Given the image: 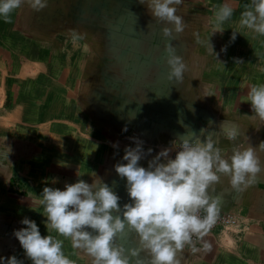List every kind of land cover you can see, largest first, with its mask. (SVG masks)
Returning <instances> with one entry per match:
<instances>
[{"label":"crops","instance_id":"1","mask_svg":"<svg viewBox=\"0 0 264 264\" xmlns=\"http://www.w3.org/2000/svg\"><path fill=\"white\" fill-rule=\"evenodd\" d=\"M250 2L182 0L176 14L182 17L184 31L170 42L177 55L179 45L185 46L182 54L187 71L182 81L171 80L176 89L162 97L161 85L151 82L150 86L157 88H149L151 95L132 97V92L143 90L138 85H145L144 79H139L146 70L144 58L160 56L163 41L157 36L150 39L138 32L129 33V22L122 24L118 32L125 34L118 38L120 52L116 53L125 60L128 55L127 61L135 66L132 75L127 74L129 78L121 79L118 99H110L108 83L102 82L97 88L88 81L97 63L96 59L89 62L95 51L89 43L95 44V40L76 31L75 17L63 15L76 7L75 0L74 5L68 4L69 0H47V9L32 12L26 0L24 10L28 13L16 19L13 29L0 39V90L4 92L0 107L9 101L7 109L0 112V150L11 149L7 159L0 151V182L20 184L17 192L0 189V257L16 255L24 264H31L13 232L24 227L20 221L28 217L36 221L42 235L49 234L39 204V194L46 186L63 190L66 183L78 179L92 183L100 177L120 197L121 208L129 203L126 178L119 177L114 165L122 161L126 146L135 147L133 137L143 141L145 152L153 149L140 162L144 167L181 135L201 141L211 136L225 156L236 146L258 148L264 142V121L247 102L250 86L264 84V36L239 26L243 5ZM224 3L234 9L233 17L224 23L222 33H213L215 6ZM145 4L148 6L147 0H143ZM56 6L63 11L57 13L61 17L48 20L47 12L55 11ZM137 22L139 29L142 23ZM233 31L239 33L230 43ZM209 39L219 53L218 61L208 54ZM84 42H88V50ZM225 45L227 51L221 52ZM234 58L243 63L236 64ZM26 63L32 66V72L23 69ZM149 74L159 75L157 70ZM117 106L124 110L112 115L111 108ZM209 106L215 109L212 117ZM227 129L237 133L234 140L228 139ZM117 142L118 148H114ZM257 155L264 162V152L257 151ZM210 195L219 198V210L237 217V224L204 237L211 251L193 254L185 248L181 264H264V171L242 192L235 191L224 176ZM58 238L64 241L63 251L69 259L76 264H92L91 257L72 248L70 239ZM115 242L126 250L139 247L138 238L127 226ZM139 258L149 264L146 253L141 252Z\"/></svg>","mask_w":264,"mask_h":264},{"label":"clouds","instance_id":"2","mask_svg":"<svg viewBox=\"0 0 264 264\" xmlns=\"http://www.w3.org/2000/svg\"><path fill=\"white\" fill-rule=\"evenodd\" d=\"M147 2L157 21L174 25L163 28L164 37L171 40L173 32L184 31L182 17L176 14L182 0ZM22 3L24 0H0V19L11 23L10 14ZM27 3L36 11L47 6V0H27ZM215 7L213 33H222L224 23L231 20L234 9L228 3ZM243 9L239 26L264 36V0H251L243 5ZM237 33L232 32L230 43L235 41ZM207 50L218 61L219 53L214 51L210 39ZM220 51L226 52L227 45ZM165 52L170 66L168 79L182 81L187 71L183 58L176 54L171 42L165 45ZM234 60L236 64L243 63L239 58ZM247 102L264 121V84L250 86ZM225 131L228 139L236 138L234 130ZM131 139L135 147L126 146L122 161L114 165L119 177L126 178L130 202L121 208L120 197L100 177H95L92 183L83 179L66 183L63 190L44 187L39 194V204L43 207L49 234L42 235L36 221L28 217L20 221L24 227L13 232L24 257L31 264H76L65 255L64 241L58 237L70 239L72 248L86 253L92 258V264H145L139 258L141 252L147 254L149 264H181L185 248L193 254L211 251V245L204 237L218 217L219 198L210 195V190L214 191L215 185L226 176L231 187L242 192L254 182L257 174L264 171V162L257 155V151L264 152V142L258 148L236 146L225 156L211 136L201 141L198 137L190 140L181 135L149 159L144 167L140 162L153 149L145 152L143 141ZM112 146L118 148V142ZM0 151L7 159L11 149L6 147V151ZM126 226L138 238V248L126 250L115 242ZM53 232L55 235L51 234ZM0 264H24V260L12 255L0 257Z\"/></svg>","mask_w":264,"mask_h":264},{"label":"rangeland","instance_id":"3","mask_svg":"<svg viewBox=\"0 0 264 264\" xmlns=\"http://www.w3.org/2000/svg\"><path fill=\"white\" fill-rule=\"evenodd\" d=\"M71 2L73 4V0H69L68 4H71ZM25 4H26V0H24V3H22V5L18 9L14 10L10 14L12 21L11 23H5L3 19H0V39H2L4 35H8L7 32L9 31V29L11 28L13 29L12 25L14 24V21H16V19L18 20L24 18V15L28 13V11L26 12V10H24L26 7ZM75 4L76 7L74 6V8L71 7L70 9H67L65 11V14L63 15L70 16L69 18L75 17L73 19L76 20V31L82 32L84 36L90 38L92 41L95 40L96 42L95 44L89 43L90 45H94L95 47L94 49L95 51L90 54L89 62L93 63L95 59L97 62L95 71H93L91 74V77L94 79H91V77L88 78L89 82L95 84L96 87L98 86L97 88H101L102 82L104 84L108 83L107 92L108 95L112 97L110 99H118L117 95L119 94V92L117 91L121 79L129 78L130 75L127 74H131L133 67L135 66L134 64L131 63L130 60L127 61L128 55H126V60H125V58H123L120 53H118V55L116 53L117 51H119L117 43H119L118 41L120 40H118V38L121 35L125 34V32L124 33L118 32V30L122 28V24L125 25L127 24V22H129L130 27L127 28V32L129 33L138 32L139 34L147 35L148 37H150V39H152L154 36L155 37L157 36L159 40L163 41V43H160L161 47H164L162 48L163 51L160 54V56H158L157 54L156 57L153 58L152 56L147 55L144 58L145 61L144 67L146 68V70L144 76L143 77L140 76L139 79L140 80L144 79L143 81L145 85L142 86L139 84L138 88L142 87L143 90L141 92L140 90L139 91L137 90L136 93L132 92L133 93L132 97L134 96V94L138 95L139 93H141V96L147 97L148 94H150V89L154 88L150 86L151 83L161 85L159 89L161 90L160 94L162 93V95L159 97H162L165 94V92L171 93L173 92L174 89H176L177 86L173 85L171 81L168 79V75H169L168 72L165 73L167 68L170 67L167 64V54L165 52V45L169 43L172 39L169 40V38L164 37L162 31L164 27L173 28L174 27L173 24L157 21V19L153 16L149 7L146 4L142 5V1L141 3L139 2L137 4V0H75ZM58 8L60 7L56 6L55 11L52 12L51 10L50 12H47L48 15L46 14L45 17L48 20H51L52 18L53 19L57 18L58 16L60 18L61 15H58L57 13H62L63 11H60ZM193 12L195 14L197 10H194ZM137 20H140L142 23L139 29L136 28V25L138 23ZM179 34L173 32V37H178ZM84 43H86L85 48L88 50V44H87L88 42H84ZM8 49H12V48H8ZM184 50H185V46L180 44L179 55L183 58L185 62L186 59H184L183 57L184 54H182ZM110 54H112L113 57H110ZM204 65L206 66L207 63ZM124 67L125 70H123ZM31 68L32 66L29 63H26L23 66V69L25 71L34 70ZM155 70H157L159 75L149 74V72H154ZM174 81L176 80L173 79L172 82ZM135 82H136L135 80L133 81L130 80L131 85L135 84ZM139 83H142V81H139ZM156 89L157 88H154V90ZM154 90H151V92ZM3 95L4 92L0 90V100H2ZM8 102H9L8 100L4 102L2 107H0V112L4 111V109H7ZM211 109L212 107L209 106V113L211 114L212 117V115L215 113V112L213 113V110L215 109L212 110ZM120 110H124V108L122 107L120 108L119 106L115 107L114 109L111 108V112L113 113L112 115H116ZM114 127L116 128V126ZM128 130L129 131L133 130V128L129 127ZM187 138H189L190 140H195L193 137L189 135L187 136ZM2 160L3 159H0V161ZM8 179H10L11 181L12 177L10 176L8 177ZM18 185L20 184H18L17 182H3L1 184L2 187L0 189L4 191L8 190L9 192H17Z\"/></svg>","mask_w":264,"mask_h":264},{"label":"built area","instance_id":"4","mask_svg":"<svg viewBox=\"0 0 264 264\" xmlns=\"http://www.w3.org/2000/svg\"><path fill=\"white\" fill-rule=\"evenodd\" d=\"M171 155L174 158L175 152L171 153ZM236 224H237V218L235 215H233L227 211L219 210V214H218V217L216 219V222L211 227V229L208 233H211L214 230H217V229L222 228V227L236 226Z\"/></svg>","mask_w":264,"mask_h":264}]
</instances>
